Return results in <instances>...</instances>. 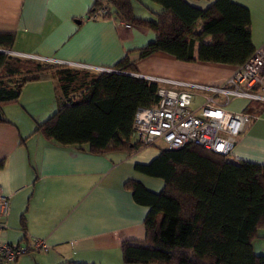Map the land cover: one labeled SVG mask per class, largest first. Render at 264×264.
I'll return each instance as SVG.
<instances>
[{
	"label": "crops",
	"instance_id": "1",
	"mask_svg": "<svg viewBox=\"0 0 264 264\" xmlns=\"http://www.w3.org/2000/svg\"><path fill=\"white\" fill-rule=\"evenodd\" d=\"M93 1L0 0V32L14 35L11 49L0 48V52L33 55L66 62V66L111 69L126 56L134 66L133 72H126L136 77L210 85L224 84L239 67L198 59L182 61L161 51L141 57L139 50L154 40L153 31L137 25L124 27L114 16L84 18ZM186 1L205 9L214 0ZM231 1L249 11L251 43L254 48L261 46L264 0ZM140 3L149 4L148 0H135V15L152 17ZM151 8L159 9L156 5ZM197 29H201L200 22ZM209 40V36L203 38ZM198 47L199 42H194V57ZM64 101L56 78L48 74L43 80L27 82L15 102L1 106L6 121L0 122V192L9 195L1 239L14 245L38 239L45 247L21 254L12 263L0 259V264H124L122 242L144 239L143 219L149 207L137 203L123 183L136 180L159 191L162 179L134 167L149 164L159 149L141 146L131 153L95 154L45 140L34 132L36 126ZM222 104L230 111L252 115L228 157L264 165V102L235 98Z\"/></svg>",
	"mask_w": 264,
	"mask_h": 264
},
{
	"label": "trees",
	"instance_id": "2",
	"mask_svg": "<svg viewBox=\"0 0 264 264\" xmlns=\"http://www.w3.org/2000/svg\"><path fill=\"white\" fill-rule=\"evenodd\" d=\"M134 3L94 0L84 18L114 16L151 29L155 38L139 50L141 57L161 51L182 61L241 65L254 50L249 11L231 0H214L205 9L186 0H148L149 4L140 5L150 11L149 18L135 15ZM102 7L107 10L99 13ZM206 36L208 42L203 41ZM13 40V33L0 32L1 49H11ZM113 68L121 72L89 73L0 52V122L6 121L1 106L15 102L27 82L43 80L49 73L65 101L36 126L35 133L59 146H78L95 154L131 153L146 146L132 141L133 118L137 108L156 103L158 84L123 74L134 71L126 56ZM18 74L20 79L14 80ZM73 92L78 95L70 97ZM157 148L154 160L134 167L162 179V188L152 191L136 180L123 183L134 200L149 210L143 219L144 239L122 242V262L264 264V255L253 248L255 239H264V165L232 160L192 143L174 150Z\"/></svg>",
	"mask_w": 264,
	"mask_h": 264
},
{
	"label": "built area",
	"instance_id": "3",
	"mask_svg": "<svg viewBox=\"0 0 264 264\" xmlns=\"http://www.w3.org/2000/svg\"><path fill=\"white\" fill-rule=\"evenodd\" d=\"M106 10L107 8H103L101 12ZM16 55L34 57L21 53ZM62 64L68 65L66 62ZM70 66L91 68L99 72L115 71L84 64ZM146 79L159 83L156 90L157 101L151 106L137 108L133 118L135 140L146 146L162 144L163 147L173 150L192 143L214 153L229 156L237 136L252 115L230 111L224 107L222 101L228 104L232 99L243 98L264 102V43L254 48L248 59L222 85L185 83L157 77ZM163 84H174L182 88L166 87ZM8 212L9 195L0 192V259L12 263L21 254L31 250H43L45 244L38 239L16 245L1 239Z\"/></svg>",
	"mask_w": 264,
	"mask_h": 264
},
{
	"label": "rangeland",
	"instance_id": "4",
	"mask_svg": "<svg viewBox=\"0 0 264 264\" xmlns=\"http://www.w3.org/2000/svg\"><path fill=\"white\" fill-rule=\"evenodd\" d=\"M103 10V7L99 10V13ZM111 17V16H110ZM121 24L126 27V25H128L129 27L131 26L129 23L127 22H123L121 21ZM13 56V55H12ZM15 57H18L20 59H31V60H34L38 63H41V64H46V65H49V66H54V65H58V66H63L64 64L62 63H58V62H54L52 60H47V59H42V58H38L36 56L34 57H24V56H15ZM69 68L71 69H76V70H79V71H87L89 73H99V71L95 70V69H91V68H84V67H74V66H68ZM107 68V67H106ZM49 74V73H48ZM47 73H45V76L48 75ZM20 75H15L14 77V80H18L20 79L19 77ZM78 93L77 92H73L70 94V97H75L77 96ZM162 147L163 145L160 144ZM150 147H153V146H150ZM156 147V146H155ZM253 248H254V251L258 254H263L264 255V239L262 238H259V239H255L254 242H253Z\"/></svg>",
	"mask_w": 264,
	"mask_h": 264
},
{
	"label": "water",
	"instance_id": "5",
	"mask_svg": "<svg viewBox=\"0 0 264 264\" xmlns=\"http://www.w3.org/2000/svg\"><path fill=\"white\" fill-rule=\"evenodd\" d=\"M1 51V50H0ZM115 71H118V70H115ZM115 71H113V72H115ZM121 72V71H120ZM122 73L123 74H126V75H130V76H136V75H133V74H131V73H129V72H125V71H122Z\"/></svg>",
	"mask_w": 264,
	"mask_h": 264
}]
</instances>
